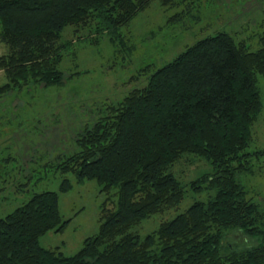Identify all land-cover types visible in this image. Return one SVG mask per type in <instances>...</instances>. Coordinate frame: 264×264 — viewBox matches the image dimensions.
Returning <instances> with one entry per match:
<instances>
[{
  "label": "trees",
  "instance_id": "1",
  "mask_svg": "<svg viewBox=\"0 0 264 264\" xmlns=\"http://www.w3.org/2000/svg\"><path fill=\"white\" fill-rule=\"evenodd\" d=\"M153 1L0 0V44L7 49L0 55V97L60 85L58 66L74 42L121 43L122 28ZM157 1L182 7L169 18L179 23L199 0ZM64 30L74 38H64ZM262 76L264 44L251 50L244 39L218 31L186 46L144 86L105 106L77 136L76 151L45 166L62 175L57 191L33 192L0 217V264H264V206L240 180L256 175L252 158L264 157V148L247 151L263 108ZM185 154L205 160L210 171L182 183L173 171L192 159ZM68 175L76 184L94 180L114 197L111 208L102 202L97 232L71 255L39 240L71 220L60 211V194L73 187ZM25 185L16 187L23 192ZM186 189L213 195L144 236L133 230L179 205Z\"/></svg>",
  "mask_w": 264,
  "mask_h": 264
},
{
  "label": "rangeland",
  "instance_id": "2",
  "mask_svg": "<svg viewBox=\"0 0 264 264\" xmlns=\"http://www.w3.org/2000/svg\"><path fill=\"white\" fill-rule=\"evenodd\" d=\"M181 9L162 6L155 0L122 28L121 43L113 44L107 37L94 38L95 44L74 42L58 66L63 73L60 85H31L0 97V217L33 192L57 191L62 175L45 166L76 151L77 136L102 115L105 106L144 86L154 69L186 46L218 31H226L236 40L244 39L251 50L264 44V0H199L181 22H169ZM64 31V38H74ZM5 50L0 44V55ZM1 71L0 85L5 82ZM258 83L263 108L251 127L250 152L264 148V76ZM193 157L181 159L174 166L173 174L182 183L211 169L205 160ZM251 163L256 175L243 174L240 180L247 195L264 206V157L252 158ZM68 177L74 180L72 175ZM19 183L26 184L23 192L16 187ZM99 188L94 180L83 184L73 181L72 189L60 194L61 214L71 218L70 222L62 232L41 236L40 244L59 247L65 255L75 253L85 237L97 232L102 202L111 208L114 197ZM209 194L213 195V190L199 193L186 189L179 205L152 215L133 230L144 236Z\"/></svg>",
  "mask_w": 264,
  "mask_h": 264
},
{
  "label": "crops",
  "instance_id": "3",
  "mask_svg": "<svg viewBox=\"0 0 264 264\" xmlns=\"http://www.w3.org/2000/svg\"><path fill=\"white\" fill-rule=\"evenodd\" d=\"M2 72V71H1Z\"/></svg>",
  "mask_w": 264,
  "mask_h": 264
}]
</instances>
